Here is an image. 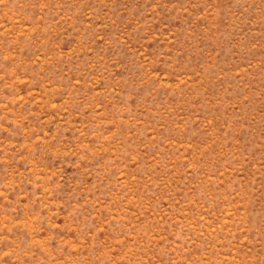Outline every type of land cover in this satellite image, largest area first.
<instances>
[{"label":"rangeland","instance_id":"rangeland-1","mask_svg":"<svg viewBox=\"0 0 264 264\" xmlns=\"http://www.w3.org/2000/svg\"><path fill=\"white\" fill-rule=\"evenodd\" d=\"M0 264H264V0H0Z\"/></svg>","mask_w":264,"mask_h":264}]
</instances>
